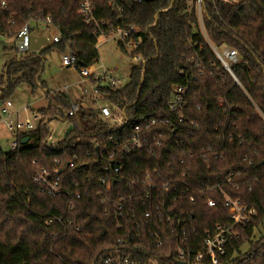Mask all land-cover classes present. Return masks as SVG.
<instances>
[{
    "label": "trees",
    "instance_id": "16d2710c",
    "mask_svg": "<svg viewBox=\"0 0 264 264\" xmlns=\"http://www.w3.org/2000/svg\"><path fill=\"white\" fill-rule=\"evenodd\" d=\"M6 1L8 7L0 11V35H15L32 18L51 16L61 38L6 61L0 74L1 103L22 84L32 93L42 89L47 101L38 110L42 117L37 128L17 135L20 141L28 134L33 143H19L11 150L0 144V264H99L124 235L117 228L114 206L106 212L97 196L102 179L107 178L114 189L120 185L126 194L134 192L127 187L129 181H136L139 195L131 202L139 207L136 219L143 222L142 214L153 211V204L142 194V180L147 174L152 181L163 179L169 168L179 175L186 172L181 180L190 184L220 183L218 190L182 198L184 211L190 214V237L202 244L207 230L216 224L230 225L225 192L255 208L257 215L238 228L239 237L230 240L221 264H264V234L253 240L264 221V0H203L211 43L199 31L195 0H95L99 21H109L113 28L135 26L133 37L142 39L130 53L142 60L131 67L128 83L121 88L99 87L116 108L115 115L122 117L115 126L104 122L94 106L80 117L67 116L70 96L51 91L42 77L46 55L54 49L76 52L86 67L100 63L96 26L78 13L79 1ZM212 45L237 50L239 61L230 64L234 76ZM176 85L186 88L187 104L172 111L169 102ZM54 119L67 120L70 126L64 139L50 143ZM136 125L155 154L143 149L125 155L119 176L101 170L103 153L130 137ZM157 141L170 146L171 152L156 146ZM42 168L58 171L55 195L34 179ZM229 173L233 177L226 182ZM191 195L194 202L189 201ZM170 197L166 192L158 195V199ZM208 197L215 200L214 206L207 204ZM71 203L75 207L68 217ZM142 232V244L150 253L143 260L155 256L159 264H177L174 247H168L175 239L170 228L161 232V246L144 222ZM247 243L250 246L242 251Z\"/></svg>",
    "mask_w": 264,
    "mask_h": 264
},
{
    "label": "built area",
    "instance_id": "2783aa9c",
    "mask_svg": "<svg viewBox=\"0 0 264 264\" xmlns=\"http://www.w3.org/2000/svg\"><path fill=\"white\" fill-rule=\"evenodd\" d=\"M78 1V13L86 23L95 24L97 29L95 35L98 39L103 38L106 40L117 38L123 45L125 51L129 53L139 46L142 39L140 36L133 37V34L138 31L135 26L131 25L128 29H123L121 27L113 28L111 24L109 25V21H99L97 19L95 0ZM224 1L236 2L239 0ZM195 2L197 13L203 14V0H195ZM7 7V1L0 0V11ZM10 22L13 24L14 20ZM40 26H46V28L52 27L51 16H47L45 20L34 17L26 22L17 34L6 36L4 33H1L0 36L1 38L7 37L14 39L12 47L21 52V54L31 51L30 37L33 34L36 36H45L47 38V45L60 40L61 33L57 30L52 38L45 34H37L35 29ZM212 48L224 68L233 75L230 64L239 61L237 50L233 48H224L220 50L213 45ZM132 58L137 62L142 60V56L139 54L133 55ZM61 62L63 66L78 71L81 75V82L89 83L90 91L93 95L91 106L98 109L102 120L110 126L120 124L122 122V117L115 115L116 108L104 98V94L99 90V87L105 86L118 87L117 83L119 80L114 76V70L99 65L95 70L89 72L90 66L86 67L80 65L78 54L73 51L62 53ZM99 69L103 70L99 71ZM90 76H93V81L90 80ZM82 91L85 93V90ZM185 92L186 88L183 86L176 85L174 87V93L169 102V107L172 111L181 110L186 106L187 100ZM89 108V105L87 106L81 102H72L71 108L67 111V116H78L79 113L82 115V113L86 112ZM24 110L27 111V108ZM0 112V129L8 133V135L3 137L7 139L9 145L7 150L17 148L19 143H33L31 139L34 138L30 135L27 134L22 136L20 141H18L17 135L21 132L26 133L37 128L38 122L42 117L39 112H33L32 119H21L19 117V111L13 109V103L10 98H6L4 102L1 103ZM183 118L184 115L182 114L179 121H183ZM152 122L154 123V121ZM110 139L113 140V137L110 136ZM156 146L162 148L165 147L166 144H164L163 141H157ZM143 149L153 150L155 154V149L149 147V144L146 142L142 127L136 125L130 137L117 141L114 148L107 149L103 153L105 165H103L101 170H108L114 176H119L124 168L121 158ZM171 150L172 148L170 146L165 147V151L171 152ZM181 162H183V159ZM155 175L158 177L160 173L156 171ZM183 177H186V172H182L181 175H179V171L172 170V168L166 171V175L163 179H159L158 177L153 178L152 181L151 176L149 174L146 175L145 179L142 180V185H145V188L142 189V194H144L146 199H151L153 211L147 210L142 214L145 217L143 221L144 225L152 230L151 234L156 237L158 246L163 244L161 232L170 228V233L175 236V239L168 247H174V257L177 264H221V259L226 254L230 240L239 237L238 228L246 227L252 221L253 217L257 215V211L255 208L243 204L240 199H234L222 191L231 223L229 226L216 224L214 228L207 230L202 239V244H200L199 241L191 238L189 235L187 220L190 218V214L184 211L185 209L181 201L184 196L191 192L205 195L206 192L218 190L220 189V183L207 186L203 183L194 185L181 180ZM232 177L233 173H229L225 181L231 182ZM34 179L41 184L48 193L55 195L58 192L59 175L57 170L49 172L45 168H42L41 171L34 176ZM127 187L134 192L126 194L121 191L120 185L114 189L112 183L107 178L102 179V188L99 189L97 196L100 198L101 203L105 205L106 212L110 211L111 206H114L117 228L120 232H123L124 235L118 237L117 244L102 258L99 264H159L155 256H152L149 260L142 259V256L149 255L150 253L148 249H146V246L142 244L143 222L136 219V216L140 215L138 213L139 207H136L131 202L134 196L139 195L136 181H129ZM160 192L171 194V197L166 200L162 198L158 199ZM79 196V194L76 195V197ZM189 201H195L194 195L190 196ZM206 201L209 206L215 205V200L212 197H208ZM74 207V203H71L65 215L71 217ZM49 223H52V220H50ZM76 229L79 230L80 228L77 227Z\"/></svg>",
    "mask_w": 264,
    "mask_h": 264
},
{
    "label": "rangeland",
    "instance_id": "374dc122",
    "mask_svg": "<svg viewBox=\"0 0 264 264\" xmlns=\"http://www.w3.org/2000/svg\"><path fill=\"white\" fill-rule=\"evenodd\" d=\"M198 22H199V31L205 36L207 41L211 43L207 37V33L205 31L204 25V15L198 14ZM37 34H45L52 38L54 34H56V29L53 27L46 28V26H40L35 29ZM119 40L117 38L110 39H99L98 40V52L100 63L103 64L104 68L113 69L114 76L118 79V87H124L129 80L130 69L133 65L138 63L134 60L131 54L128 51H124L119 46ZM14 44V39L2 37L0 38V74L2 73L3 66L6 61L19 56L21 52L12 47ZM222 47L220 50L224 49ZM55 57H49L47 59V67L43 74V79L47 82L48 86L57 90H66L70 95L72 102H78L81 97L74 89L73 85L75 82L81 87L82 90H85L84 96L82 98L83 104L87 106H91V102L93 100L92 92L90 91V86L88 82H81V75L76 70H71L68 67H61L60 64L54 62ZM97 66H93L92 69L95 70ZM103 69H99L102 71ZM65 85H69V89H65ZM2 96V91L0 88V98ZM11 99L13 103V109L19 111V117L21 119L31 118L33 116V112L46 105L47 101L44 95V91L42 89H38L35 93H32L30 87L26 84H22L18 87L11 95L8 97ZM1 105V101H0ZM27 108V111L24 109ZM34 109V110H33ZM1 113V112H0ZM81 113L78 114L80 117ZM82 123H85L82 121ZM52 128V133L49 138L50 143H55L64 139L66 131L70 126V122L67 120H52L50 123ZM0 133L3 136L7 135V132L0 129ZM35 139H31V142H34ZM0 143L2 147L5 149L9 148L7 143V139H0ZM264 234V221L263 223L255 229V234L253 240L259 239ZM250 246L249 243L245 244L242 251H246Z\"/></svg>",
    "mask_w": 264,
    "mask_h": 264
},
{
    "label": "crops",
    "instance_id": "0c3cea01",
    "mask_svg": "<svg viewBox=\"0 0 264 264\" xmlns=\"http://www.w3.org/2000/svg\"><path fill=\"white\" fill-rule=\"evenodd\" d=\"M99 40V39H98ZM42 48V47H41ZM62 53L63 52H60L59 50H56V49H54V50H52L51 52H49L47 55H46V58L48 59L49 57H55V60H54V62H56L57 64H60L61 65V67H65V66H63V64H62V62H61V55H62ZM47 65V62H46V64H45V69H46V66ZM99 65H103L102 63H99V64H94V65H92V66H90V68H89V72L90 71H92L93 69H92V67L93 66H99ZM44 74V73H43ZM47 83V82H46ZM67 86H68V88H67ZM73 87H74V89L77 91V93L79 94V96L81 97L80 99H78L79 101L78 102H73V103H80V102H82L83 100H82V98H83V96H84V93H83V91H82V89H81V87L78 85V83L77 82H75L74 83V85H73ZM50 89H51V91H62V90H57V89H54V88H51V87H49ZM70 88V86L69 85H65V89H69ZM64 91H66V90H64ZM68 93V92H67ZM69 95V94H68ZM70 96V95H69ZM71 98V97H70ZM71 102H72V99H71ZM91 105V104H90ZM40 109V108H39ZM39 109H36L37 110V112H38V110ZM34 110V109H33ZM34 112H36V111H34ZM7 135H8V133H7ZM0 137L3 139V135L0 133ZM0 138V139H1ZM1 144V143H0ZM2 146V145H1ZM3 149H5L4 147H3ZM5 150H7V149H5Z\"/></svg>",
    "mask_w": 264,
    "mask_h": 264
},
{
    "label": "water",
    "instance_id": "95a60500",
    "mask_svg": "<svg viewBox=\"0 0 264 264\" xmlns=\"http://www.w3.org/2000/svg\"><path fill=\"white\" fill-rule=\"evenodd\" d=\"M47 45V38L45 36L31 35L30 37V48L31 50H40L41 47Z\"/></svg>",
    "mask_w": 264,
    "mask_h": 264
}]
</instances>
